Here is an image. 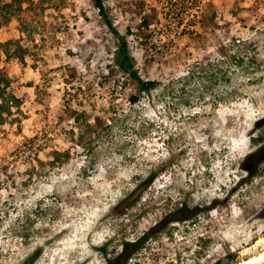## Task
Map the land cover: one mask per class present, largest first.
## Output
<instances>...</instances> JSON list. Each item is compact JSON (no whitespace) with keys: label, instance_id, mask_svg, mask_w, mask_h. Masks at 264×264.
I'll return each mask as SVG.
<instances>
[{"label":"rangeland","instance_id":"rangeland-1","mask_svg":"<svg viewBox=\"0 0 264 264\" xmlns=\"http://www.w3.org/2000/svg\"><path fill=\"white\" fill-rule=\"evenodd\" d=\"M33 1L42 29L0 0V45L31 52L25 64L0 53L22 102L20 121L0 125V264H108L145 234L125 264H213L228 254L238 264L264 253V0H203L202 16L217 24L205 45L195 40L202 29L167 43L172 20L150 28L158 18L146 0H102L138 76L161 83L134 105L136 83L115 65L119 40L94 1ZM145 16L152 22L139 31ZM225 33L234 47L220 39L226 52L204 60ZM235 53L253 60L234 67ZM70 113L96 120L89 153ZM67 150L66 163L47 165L50 152ZM178 208L190 218L164 224Z\"/></svg>","mask_w":264,"mask_h":264},{"label":"trees","instance_id":"trees-1","mask_svg":"<svg viewBox=\"0 0 264 264\" xmlns=\"http://www.w3.org/2000/svg\"><path fill=\"white\" fill-rule=\"evenodd\" d=\"M94 1V6L97 8L98 13L100 14L103 22L107 25L109 28L110 32L116 36L119 40V45L117 46L116 52L114 54V61L115 65L120 69L121 72H123L126 76H128L130 79H132L137 86V92L138 94L136 96H131L129 97V103L131 105H134L139 102L140 98L142 95L145 96H150V94L153 91H156L158 88H160L161 83L156 80H141V78L138 76L137 72L134 70L132 60L129 56L127 46L125 44L124 38L119 36V34L112 28L111 22L108 20V17L106 13H104L103 5H102V0H93ZM261 3L256 2L253 4L250 8V12H258L259 7ZM6 7H13L16 6L21 13H23V20H25V23H31V25L34 26V24L38 25L41 27H46L47 24L39 17L38 10L41 8V3H36L33 0H10V3L5 4ZM24 6V8H22ZM21 26L26 28L27 30V25L23 23L22 20H20ZM152 22V16H145L141 18L140 23L138 24L139 31L145 30L148 25ZM1 21H0V26H1ZM34 23V24H33ZM37 26V29H38ZM217 24L215 23V16L212 14L211 16H202L201 21H200V28L202 29L201 35H199L195 40L197 43H200L202 45L207 44L208 38L207 35L208 33L213 34L216 30ZM33 31V27H31ZM55 30V29H54ZM36 32V28H35ZM230 37L228 34H220L218 36V41L223 42L222 40H226L231 42L232 39H229ZM234 41V40H232ZM217 45L216 52L212 54L211 56H207L204 60L208 61L210 60L211 57L222 55L224 52H226V48L221 45V42ZM236 41L232 42L230 45L231 47H234ZM237 44H240L239 41H237ZM0 53L5 57V61H10L11 59H16L19 61L21 64H25V56H28L31 54V52L27 49L24 48L19 41H13V40H8L4 44L0 45ZM0 54V56H1ZM230 58L233 61V66L234 67H242V65L245 62H250L253 60V58H247L242 55L238 54H233L230 56ZM197 64V63H196ZM236 69V68H234ZM41 78L43 79L41 81L42 85H37L35 87V94L38 100L40 101L42 97L47 95V91L43 88V84L48 82L47 75L42 74ZM21 105L22 102L19 99L18 96L15 95L14 88H13V80L9 76L8 69L6 67L0 68V125L5 124L6 121H15L18 122L19 120V115H21ZM65 109H69L65 107ZM69 115H72L71 118L74 121L76 125H83V131L80 132L79 136L76 139V145L82 149L84 153H89L92 150V147H88L85 145L84 141L86 140V137L89 135H92L95 128L96 120H94L93 124H89L88 117L86 114L81 113V114H72L70 113ZM60 118V117H59ZM61 120V118H60ZM98 122V121H97ZM100 122H98L99 124ZM86 142V141H85ZM91 144V143H89ZM71 152L69 150L64 151V152H58V151H52L49 153L48 158V166H61L64 163H66L70 158H71ZM43 164L42 161L36 160V173L41 174L44 172V166H47ZM33 171V170H32ZM1 174V170H0ZM33 172L30 171V174H28L30 177L32 176ZM44 175V174H43ZM28 176V177H29ZM188 214V212H185L184 209H177L175 210L174 214H170L166 217L163 218L164 224H171L174 222H183L186 219H189L190 216H185ZM150 234H145L142 238L139 240L135 241L132 244H125L123 246V250L118 254L116 257H112L108 259V264H116L118 261L121 262V264H125L128 259H130L134 254L140 249V247L143 245L144 242H146L149 238Z\"/></svg>","mask_w":264,"mask_h":264},{"label":"built area","instance_id":"built-area-1","mask_svg":"<svg viewBox=\"0 0 264 264\" xmlns=\"http://www.w3.org/2000/svg\"><path fill=\"white\" fill-rule=\"evenodd\" d=\"M146 3L145 12L154 9L158 18V23L150 28H164L166 20H172L170 34H163L168 38L167 43L182 42L200 33L203 0H146Z\"/></svg>","mask_w":264,"mask_h":264},{"label":"bare ground","instance_id":"bare-ground-1","mask_svg":"<svg viewBox=\"0 0 264 264\" xmlns=\"http://www.w3.org/2000/svg\"><path fill=\"white\" fill-rule=\"evenodd\" d=\"M263 260H264V253L260 254L257 257L250 258L248 260H243V261H241L238 264H258V263H260Z\"/></svg>","mask_w":264,"mask_h":264},{"label":"flooded vegetation","instance_id":"flooded-vegetation-1","mask_svg":"<svg viewBox=\"0 0 264 264\" xmlns=\"http://www.w3.org/2000/svg\"><path fill=\"white\" fill-rule=\"evenodd\" d=\"M229 255H230V254L221 257L220 259H218L217 261H215L213 264H220L221 260H222L224 257H227V256H229ZM234 259H235V258H233V257H229V261L227 262V264H231L232 261H233ZM116 264H121V262L118 261Z\"/></svg>","mask_w":264,"mask_h":264},{"label":"water","instance_id":"water-1","mask_svg":"<svg viewBox=\"0 0 264 264\" xmlns=\"http://www.w3.org/2000/svg\"><path fill=\"white\" fill-rule=\"evenodd\" d=\"M229 257H233V258H234V255H233V254H230L229 256L224 257V258L221 260L220 264H227V262L229 261ZM258 264H264V260L261 261V262L258 263Z\"/></svg>","mask_w":264,"mask_h":264}]
</instances>
